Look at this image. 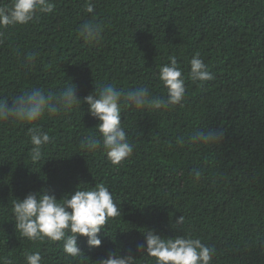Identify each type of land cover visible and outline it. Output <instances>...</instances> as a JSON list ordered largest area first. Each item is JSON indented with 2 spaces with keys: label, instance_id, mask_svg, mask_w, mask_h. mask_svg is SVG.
<instances>
[{
  "label": "trees",
  "instance_id": "trees-1",
  "mask_svg": "<svg viewBox=\"0 0 264 264\" xmlns=\"http://www.w3.org/2000/svg\"><path fill=\"white\" fill-rule=\"evenodd\" d=\"M53 0L52 13L17 25L0 45V99L34 88L59 93L67 85L83 100L112 83L125 93L146 86L165 97L159 68L175 57L183 69L182 106L155 110L122 108L121 123L133 154L112 165L103 149L80 148L99 121L89 105L67 116L38 122L50 143L41 161L30 159L32 125L0 124V257L25 264L39 251L42 264H96L110 252L137 256L152 230L162 238L184 235L213 249L211 264H264V0ZM103 24L101 39L79 35L85 20ZM36 53L31 70L23 58ZM199 54L213 79L192 81L189 61ZM210 128L219 143L196 146L191 134ZM201 173L196 178L195 172ZM103 183L121 216L99 234V247L78 237L81 256L62 242H32L15 229V199L47 192L59 200L79 185ZM182 225H177L179 217Z\"/></svg>",
  "mask_w": 264,
  "mask_h": 264
},
{
  "label": "clouds",
  "instance_id": "clouds-1",
  "mask_svg": "<svg viewBox=\"0 0 264 264\" xmlns=\"http://www.w3.org/2000/svg\"><path fill=\"white\" fill-rule=\"evenodd\" d=\"M95 6L92 0H87L86 12L93 14ZM53 0H0V45L9 36L7 30L17 25H27L37 18L38 13H52ZM103 24L95 22V17L85 20L79 27L80 37L92 44L101 39ZM36 53H28L23 58V66L31 70L37 59ZM189 76L192 81L205 82L213 79L207 65L197 53L189 61ZM158 79L166 89L165 97H155L146 86L138 85L126 93L115 84L108 83L96 88L93 94L83 100L75 94V86L67 85L59 93L46 92L34 88L15 95L9 107L6 99H0V124L21 123L30 124V159L39 162L43 149L50 143L47 132L38 127V122L47 116L57 118L67 116L82 103L89 105V114L99 121L95 127L96 135H85L80 142V148L94 153L103 149L112 165L118 166L133 154V145L129 143L127 133L121 123L122 108L142 110L145 108L161 110L170 106L180 105L186 94L183 69L175 57L170 63L159 68ZM222 134L210 128H199L190 136L193 145H211L219 143ZM201 173L195 172L196 178ZM11 211L15 219V229L20 237L37 242L48 240L62 242V251L68 257L81 256L78 237H86L87 245L99 247L102 243L99 234L102 228L113 218L121 216V210L114 201L113 194L103 183L94 187L81 184L70 195L57 199L47 192L29 193L23 200L15 199ZM183 217L176 221L182 225ZM213 249L201 242L200 239L184 235L175 238H162L152 230L145 233L144 244L137 247V252L151 264H211ZM25 264H42L39 251H25ZM0 264H13L7 257H0ZM96 264H140L137 256L129 253L120 255L110 252Z\"/></svg>",
  "mask_w": 264,
  "mask_h": 264
}]
</instances>
